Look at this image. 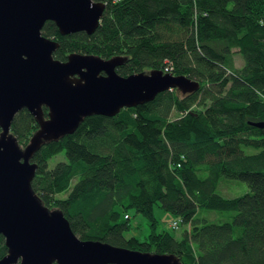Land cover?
<instances>
[{"label":"trees","instance_id":"trees-1","mask_svg":"<svg viewBox=\"0 0 264 264\" xmlns=\"http://www.w3.org/2000/svg\"><path fill=\"white\" fill-rule=\"evenodd\" d=\"M43 35L58 37L62 62L73 53L123 57V77L170 69L200 83L193 94L168 91L115 117H88L74 134L45 144L33 159L43 204L61 210L85 241L175 255L183 264H264V128L252 125L264 123V0H123L106 8L93 35L62 36L51 22ZM38 129L27 110L12 124L22 146ZM225 179L251 193L224 196ZM157 207L181 221L180 238L158 231ZM130 209L149 221L144 240L127 237ZM7 254L0 236V260Z\"/></svg>","mask_w":264,"mask_h":264},{"label":"water","instance_id":"water-1","mask_svg":"<svg viewBox=\"0 0 264 264\" xmlns=\"http://www.w3.org/2000/svg\"><path fill=\"white\" fill-rule=\"evenodd\" d=\"M105 11L93 0H0V236L8 248L0 264H183L175 255L82 240L64 213L46 207L33 189L35 155L74 134L86 118L115 117L168 91L186 96L200 90L199 82L163 70L123 77L117 72L127 62L123 57L55 59L60 44L43 36L48 22L63 36L93 35ZM24 110L39 124L26 148L12 132Z\"/></svg>","mask_w":264,"mask_h":264},{"label":"rangeland","instance_id":"rangeland-1","mask_svg":"<svg viewBox=\"0 0 264 264\" xmlns=\"http://www.w3.org/2000/svg\"><path fill=\"white\" fill-rule=\"evenodd\" d=\"M236 57L239 60V64L240 63H242L243 65L245 64L242 57H240L239 55H237ZM146 72H149V71H146ZM178 117H179L178 114L175 113L173 114L171 119L174 120V119H177ZM21 147L26 148V146H22V145ZM64 158H65L64 153L60 154L55 159L51 160L50 166L55 167L57 163L64 161ZM220 192L226 197L234 198V197L250 194L251 190L246 184L240 181L225 179L221 185ZM52 210H55V209H52ZM129 215L131 217L130 224L132 225L133 229L127 235V237L136 236L139 239L144 240L151 232V227H150L148 219L138 214L134 209H130ZM155 215L157 219L160 221L159 222L160 226L158 230L159 232L163 230H167L169 232H172L177 238H180L183 235V232L186 230V228L182 226L178 231H173L170 226L173 222L176 221V217L170 213L163 211L162 209L158 207L155 209ZM199 217H206L209 220H211V222L213 223H220L221 221L222 222L226 221V219L217 212L202 211L201 213H199ZM241 232H242L241 228H236V236H240Z\"/></svg>","mask_w":264,"mask_h":264},{"label":"built area","instance_id":"built-area-1","mask_svg":"<svg viewBox=\"0 0 264 264\" xmlns=\"http://www.w3.org/2000/svg\"><path fill=\"white\" fill-rule=\"evenodd\" d=\"M121 1H123V0H93V2H95V3H102L106 8L112 4H118ZM165 72L171 73L170 69H167ZM127 218H129V217L127 216ZM180 224H181V221H175L171 224L170 227H171V229L178 231L181 228Z\"/></svg>","mask_w":264,"mask_h":264},{"label":"crops","instance_id":"crops-1","mask_svg":"<svg viewBox=\"0 0 264 264\" xmlns=\"http://www.w3.org/2000/svg\"><path fill=\"white\" fill-rule=\"evenodd\" d=\"M242 62V61H241ZM244 65L242 63L239 64V60L236 57V67L237 68H242Z\"/></svg>","mask_w":264,"mask_h":264},{"label":"flooded vegetation","instance_id":"flooded-vegetation-1","mask_svg":"<svg viewBox=\"0 0 264 264\" xmlns=\"http://www.w3.org/2000/svg\"><path fill=\"white\" fill-rule=\"evenodd\" d=\"M46 26V25H45ZM61 34V33H60ZM62 35V34H61ZM44 36V35H43ZM63 36V35H62ZM58 38V37H57ZM57 38H55V39H57ZM55 39H52V40H54V41H56ZM58 42V41H57ZM59 43V42H58ZM60 44V43H59ZM45 109V108H44ZM43 109V110H44ZM47 109V108H46ZM48 110V109H47ZM48 113V112H47Z\"/></svg>","mask_w":264,"mask_h":264}]
</instances>
